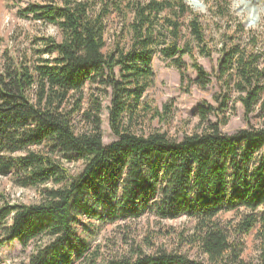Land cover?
I'll return each mask as SVG.
<instances>
[{
	"label": "trees",
	"instance_id": "trees-1",
	"mask_svg": "<svg viewBox=\"0 0 264 264\" xmlns=\"http://www.w3.org/2000/svg\"><path fill=\"white\" fill-rule=\"evenodd\" d=\"M40 1L18 16L56 27L61 39L39 36L17 56L4 55L0 176L37 190L41 201L12 204L0 195V249L12 242L25 249L40 243L29 264H249L243 236L256 232L264 251V126L228 135L221 125L237 104L246 117L264 114L261 33L237 25L218 51L212 76L196 54L210 59L213 50L185 0ZM113 14L126 27L129 43L106 52ZM156 56L179 72L182 85L205 90L213 79L217 85L215 104L198 108L201 130L182 139L136 133L151 112L144 99L155 84ZM186 57L197 72L194 80L185 75ZM108 98L109 127L117 140L105 145ZM78 117L84 124L79 132ZM229 213L239 222L224 221ZM147 215L192 220L186 243L201 259L165 251L146 255L141 249L106 258L76 230L81 219L113 225Z\"/></svg>",
	"mask_w": 264,
	"mask_h": 264
},
{
	"label": "rangeland",
	"instance_id": "rangeland-1",
	"mask_svg": "<svg viewBox=\"0 0 264 264\" xmlns=\"http://www.w3.org/2000/svg\"><path fill=\"white\" fill-rule=\"evenodd\" d=\"M147 2L151 0H140ZM164 1V0H158ZM203 4V9H196L185 0L186 4L200 17V22L205 30L208 46L213 50L210 59L196 54L198 63L212 76L217 71L219 53L225 37L233 34L237 25H242L248 30L261 33L260 46L264 49V0H198ZM42 2L40 0H0V68L3 65L4 55L9 52L11 56H17L22 50L29 47L31 42L39 36H52L58 41L61 39L60 31L56 27H43L33 22L20 18L18 11L24 9L29 3ZM258 12L257 22L248 25L249 13ZM221 14H225L222 16ZM188 22H186L187 24ZM106 52L114 46L121 47L129 43L126 27L117 14L111 15L107 20ZM188 36V33L184 31ZM185 75L194 80L196 70L192 60L185 58ZM155 73V84L146 95L144 102L151 112L136 126L138 135H149L155 131L167 134L172 139H182L191 135L199 128L200 118L198 108L200 106L214 105V96L218 89L213 79L211 85L202 90L190 86L187 81L182 85L180 74L174 68L168 67L162 57L156 56L152 61ZM88 95V92H86ZM88 97V96H87ZM236 97L234 96V99ZM110 98L104 100L103 111V142L105 145L117 140L109 127ZM206 104V105H205ZM84 108H88V98ZM159 114L153 117L154 113ZM153 113V114H152ZM223 116L219 118L222 119ZM229 119L227 125H221L224 134L235 135L237 132L249 127L261 128L264 126V114L255 111L249 117L241 104H237L235 114L226 113ZM213 123L217 118L210 117ZM77 131L84 127L78 117L75 122ZM80 166V165H79ZM77 166V167H79ZM76 170V168H73ZM0 195H3L9 203L38 204L41 201L40 193L35 189H21L12 183L9 178L0 176ZM3 202L0 199V206ZM222 219L226 222H239L235 213L225 214ZM194 222L188 218L177 220H160L153 215H147L133 222H119L117 224L101 225L95 221L81 219L76 230L79 236L90 245L91 250L101 249V254L110 256H128L141 249L146 255H153L159 251L168 253H182L192 259H201L196 249H192L186 238L191 235ZM244 245L243 259L249 264H263L264 251L260 241L256 239V232H252L241 238ZM37 244L22 248L17 242L4 245L0 249V264H29L31 255Z\"/></svg>",
	"mask_w": 264,
	"mask_h": 264
},
{
	"label": "bare ground",
	"instance_id": "bare-ground-1",
	"mask_svg": "<svg viewBox=\"0 0 264 264\" xmlns=\"http://www.w3.org/2000/svg\"><path fill=\"white\" fill-rule=\"evenodd\" d=\"M190 3L192 4V6H194L196 9H203V4L198 1V0H190ZM257 18H258V12L254 11V12H250L249 13V22L248 25H254L257 22Z\"/></svg>",
	"mask_w": 264,
	"mask_h": 264
}]
</instances>
